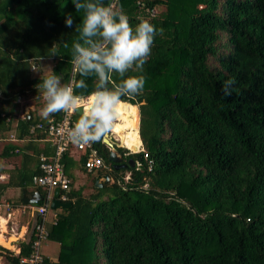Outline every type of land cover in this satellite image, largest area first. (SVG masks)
<instances>
[{
	"label": "trees",
	"instance_id": "obj_1",
	"mask_svg": "<svg viewBox=\"0 0 264 264\" xmlns=\"http://www.w3.org/2000/svg\"><path fill=\"white\" fill-rule=\"evenodd\" d=\"M103 2L126 13L133 27L144 18L157 29L143 71H129L144 75L142 93L122 98L139 104L143 149L119 145L134 165L115 169L100 139L113 181L88 195L70 191L72 206L47 225L48 238L60 244L54 264H264V0ZM81 21L72 0H0L1 135L15 130L19 98L36 96L38 113L35 86L43 75L85 79L88 88L77 94L94 90L95 78L81 77L71 63ZM44 58L54 61L47 73ZM228 79L236 83L225 97ZM36 112L19 121V139L33 127L44 131L35 125L47 119ZM24 150L7 143L0 155L26 156ZM64 159L69 173L74 161ZM31 168L10 170L0 192L31 184L41 173ZM35 237L32 230L18 254L0 245V257L22 264Z\"/></svg>",
	"mask_w": 264,
	"mask_h": 264
},
{
	"label": "clouds",
	"instance_id": "obj_2",
	"mask_svg": "<svg viewBox=\"0 0 264 264\" xmlns=\"http://www.w3.org/2000/svg\"><path fill=\"white\" fill-rule=\"evenodd\" d=\"M72 2L76 11L82 12V21L75 28L78 36L71 45V63L81 77L95 78L94 90L87 95L77 94V88H88L85 79L62 83L63 77L54 71L43 75L35 87L44 101L41 109L44 119L82 109L67 137L74 144H88L101 139L114 127L122 98L142 93L146 83L144 75H130L129 71H143L157 29L144 18H138L139 22L133 27L126 13L105 5L103 0ZM72 25L73 18L68 14L66 26ZM64 46L67 48L68 44ZM114 74L119 77L117 84H113ZM235 83L234 79L224 81L225 97L232 95Z\"/></svg>",
	"mask_w": 264,
	"mask_h": 264
},
{
	"label": "crops",
	"instance_id": "obj_3",
	"mask_svg": "<svg viewBox=\"0 0 264 264\" xmlns=\"http://www.w3.org/2000/svg\"><path fill=\"white\" fill-rule=\"evenodd\" d=\"M37 99L38 98L36 96H29L28 98H19L17 101L18 106H17L16 112L12 116V118L14 119L15 130L8 135L0 134V152L2 151L3 146L7 143L18 145L22 149L24 148L26 150V151L24 150L26 156L22 155L21 152L20 154H17V155L13 154L11 156H5V157H2L0 155V183L1 184L7 183L9 181V178H10L9 171L10 170L15 169V168H21V166L25 167L27 165L32 167L31 170L33 171L37 170L40 155L41 154L50 155L53 153V150H54L53 146L51 145L50 141L47 140V135L45 131H43L44 132L43 133V132H39L38 130L36 131L31 130L29 134L25 135L23 138H20V139L16 135V127L19 121H21L22 119L26 117L28 118L29 114L31 115V118H32L31 112H34V113L36 112L35 110L37 108V105H36ZM39 99L42 101L43 105L40 106V108L38 109V113L37 112L36 113L41 116V109L44 106V101L41 96L39 97ZM137 111L139 114V127H140V108L139 106L137 108ZM53 118H56L55 114L51 115L47 119V121L43 123H47ZM39 133H42L44 135H42L41 137L38 135ZM112 133H113V130H112ZM106 135H107L106 137L108 138L109 133ZM116 137L117 135H114L109 138L110 140L111 139L114 140ZM140 140H141V137H140ZM112 142H114L117 146H119L117 142L115 141H112ZM122 142L124 144L123 140ZM30 143H33V144H30ZM47 145H49V147L52 148V152L48 154H47L48 152ZM141 145H143L142 140H141ZM107 146L109 147V145ZM38 152H41L39 156L37 154ZM134 152H137V151H134ZM68 156L72 158V160L74 161V164L70 165V169H69L70 175L69 173L66 172L68 177L71 179V190L82 189L83 194H87L88 192L87 190L89 189L86 188L85 186L86 183L93 180L94 187H97L96 180H97L98 175L100 174L105 175L106 173L104 171L90 172L86 169L83 159L78 160L77 157H74L72 155H68ZM64 164H65V170H66L65 159H64ZM79 179H81L82 182H80ZM111 181H113L112 178H111ZM24 190L26 191L27 198L29 199L35 198V194L37 192H40L43 198L46 195V191L42 187L34 184L33 180H32V183L29 184L27 187L22 188L19 186H12L0 192V236H1L0 245L8 249L10 247H14L16 254H18L21 250V247H20L21 242L29 238L30 233H31L30 226L34 225V221L36 219L35 212L31 209L30 206L40 205L39 201L33 202V203H26L23 199ZM54 193H55V190H53V195ZM57 209H52V210H55V212L51 214H50V210L48 211V217H47L48 227L49 225L55 222L57 214L60 212L59 210L62 208H57ZM5 242H9V243L11 242V245H6ZM57 244L59 245V251H60V244L58 242ZM56 251L57 250L54 248L53 249L51 248V250H47V246H45V250L42 253L46 258H49L50 260H53V261H57L59 252H57V254L55 255ZM0 263H2V261H0Z\"/></svg>",
	"mask_w": 264,
	"mask_h": 264
},
{
	"label": "built area",
	"instance_id": "obj_4",
	"mask_svg": "<svg viewBox=\"0 0 264 264\" xmlns=\"http://www.w3.org/2000/svg\"><path fill=\"white\" fill-rule=\"evenodd\" d=\"M74 114L75 112H61L59 118H53L47 123L39 122L35 125L37 128L43 129L46 132L47 140L50 141L54 150L50 155H40L38 166L41 173L33 176V183L42 187L46 191V195L43 198V204L30 206L36 216L34 225L32 226L36 237L32 245V252L29 256L22 258V264H54L53 260L46 261L47 258L41 251V245L43 239L48 238L49 235L47 217L54 198L53 190L59 187L61 189L59 199L64 202L70 201L71 179L66 174L64 164L65 155H72L77 157L78 160L86 157L84 165L90 172H107L111 170V166L99 152V145L97 143L100 139L88 144H74L68 139L67 132L75 123L73 118ZM32 131H35V127H33ZM106 136H103L101 140L107 145L105 141ZM116 140L121 141L118 136ZM129 176L128 174L126 179Z\"/></svg>",
	"mask_w": 264,
	"mask_h": 264
},
{
	"label": "bare ground",
	"instance_id": "obj_5",
	"mask_svg": "<svg viewBox=\"0 0 264 264\" xmlns=\"http://www.w3.org/2000/svg\"><path fill=\"white\" fill-rule=\"evenodd\" d=\"M137 108L127 101L120 105L118 120L114 124V132L122 137L124 143L133 150H138L141 145L139 131L136 127ZM1 241V236H0ZM8 245L9 242H5ZM10 244V243H9Z\"/></svg>",
	"mask_w": 264,
	"mask_h": 264
},
{
	"label": "water",
	"instance_id": "obj_6",
	"mask_svg": "<svg viewBox=\"0 0 264 264\" xmlns=\"http://www.w3.org/2000/svg\"><path fill=\"white\" fill-rule=\"evenodd\" d=\"M80 112H82V109L80 110ZM80 112H78V113H80ZM30 118H31V115L29 114L28 119L30 120ZM105 141L107 142V145H109V147L111 148L110 154H109V160H111L113 162L114 168L115 169L122 168L123 165L120 164L122 153L120 152L118 146L114 142H112L109 137L108 138L106 137ZM132 165H134V164H132ZM109 181H111V177L109 174H105V175L100 174L97 177L96 186L102 187L105 182H109ZM60 194H61V189L59 187L55 188V193H54L55 197L52 200L51 208L52 209L70 208L73 203L71 201L64 202V201L60 200L59 199ZM42 198H43L42 194L40 192H37L35 194V198L29 199V198H27L26 191L24 190L23 199L26 203L38 202V201L42 200Z\"/></svg>",
	"mask_w": 264,
	"mask_h": 264
},
{
	"label": "rangeland",
	"instance_id": "obj_7",
	"mask_svg": "<svg viewBox=\"0 0 264 264\" xmlns=\"http://www.w3.org/2000/svg\"><path fill=\"white\" fill-rule=\"evenodd\" d=\"M53 63H54V61L52 60V59H50V58H44V59H41V68L44 70V72L45 73H47V72H50V70L52 69V65H53ZM39 73V71H38V69L35 71V74H38ZM138 106H139V104H137ZM119 112H120V109H119ZM118 120V118L116 119V121ZM115 121V122H116ZM136 126L138 127V123H139V114H138V117L136 118ZM112 130H114V127L111 129V131L109 132V137H111V136H114V135H117L119 138L121 137L120 135H118V133L117 132H114L113 131V133H112ZM138 131H139V127H138ZM121 139V142H122V137L120 138ZM111 141H115V142H117L119 145H126L125 143L123 144V142L121 143L120 141H116V140H112L111 139ZM142 146L143 145H141V147L138 149L139 151L140 150H142ZM131 149V148H130ZM131 150H133V149H131ZM130 150V151H131ZM133 151H136V150H133ZM139 151H137V152H139ZM80 180V182H82L81 181V179H79ZM112 180H113V178H112ZM86 188H88L89 190H87L88 192H87V194H85V195H88V194H90V193H92V192H95L96 191V189H95V187H94V181L93 180H91L90 182H87L86 183ZM58 210V209H57ZM55 212V210H52V209H50V214L51 213H54ZM30 231H32V225L30 226ZM11 239H13V238H11ZM11 239H9V240H11ZM8 245H11V242H10V244L8 243ZM45 246H47V250H51V248L53 249H56L57 251H56V253H55V255L57 254V252H59V245L57 244V242H55V241H51L49 238H45V239H43V241H42V245H41V251L42 252H44V250H45ZM11 251H13L14 253H16L15 252V250H14V247H10L9 248ZM0 261H2V263H0V264H12V263H10L9 262V260L7 259V257L6 256H1L0 257Z\"/></svg>",
	"mask_w": 264,
	"mask_h": 264
},
{
	"label": "flooded vegetation",
	"instance_id": "obj_8",
	"mask_svg": "<svg viewBox=\"0 0 264 264\" xmlns=\"http://www.w3.org/2000/svg\"><path fill=\"white\" fill-rule=\"evenodd\" d=\"M114 140H116V138ZM120 164H122L123 167H129L130 164H134V161L132 158L129 157V153H125V154H122L121 156Z\"/></svg>",
	"mask_w": 264,
	"mask_h": 264
}]
</instances>
